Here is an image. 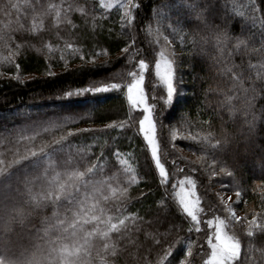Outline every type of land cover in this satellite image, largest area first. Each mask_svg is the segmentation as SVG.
I'll return each instance as SVG.
<instances>
[{
    "label": "trees",
    "instance_id": "trees-1",
    "mask_svg": "<svg viewBox=\"0 0 264 264\" xmlns=\"http://www.w3.org/2000/svg\"><path fill=\"white\" fill-rule=\"evenodd\" d=\"M31 2L0 0V34L7 32L11 36L6 41L7 48L0 43V144L22 155L25 146L39 147L71 130L68 143L74 146L73 150L84 148L87 151L84 166L99 162L105 165V175L125 173L128 167L136 174L135 184L126 182L132 173L123 177L122 186L128 188V199L121 214L135 217L132 223L139 225L141 231L134 235L141 247L137 250L134 245L129 246L116 264H179L185 256L191 264H204L210 251L207 239L212 232L207 220L215 216L228 217L217 196L219 188L241 191L238 206L241 217L250 219L253 214L264 211V122H257L249 151L220 155L216 165L211 163L210 153L202 154L198 150L196 142L179 138L180 133L184 136L217 134L222 128L237 132L243 125L242 113L230 114L219 106L225 94L231 93L227 78L217 73L211 59L216 55L215 49L206 46L203 55L190 52L192 40L196 39L193 29L198 30L199 22L182 8L181 0H133L137 7L132 9L131 24L121 19L120 5L127 0H67L72 5L70 12L63 10L65 0H42L45 4L63 6L59 23L55 12H50L43 18V26L32 31L33 23L40 21L34 20L30 12L23 18L25 7ZM13 3L25 7L17 12L10 7ZM6 7L11 13L7 16ZM225 8L231 17L230 34H239L242 27L255 31L261 27L260 21H264V0H227ZM251 8L256 9L258 17L255 27L249 19ZM215 22L220 23V20ZM169 25L175 27V34ZM159 33L167 35L171 41L176 89L171 103L164 102L167 90L154 71L157 53L164 43ZM158 37L159 43H156ZM69 44L72 48H68ZM125 48L127 53L123 52ZM8 51L17 53L12 63L3 60ZM140 59L148 64L145 92L154 106L161 161L168 173L163 185L138 131L140 114L130 110L125 96L126 83L131 80L127 74L138 70ZM233 61L240 64L241 55H234ZM244 62L257 63V59L246 56ZM49 72L54 74L49 75ZM121 75L124 80L120 79ZM110 83H121L122 87L110 93L64 96L65 92ZM261 105L264 98L258 99L257 109ZM185 118L189 123H183ZM113 121L123 122L125 128L105 129L104 126ZM36 124L48 127L49 131L45 133L36 128L40 135L34 141L21 142L17 148L15 141L21 135H32ZM173 128L178 134L176 141L171 139ZM76 129L96 131L77 133ZM8 139L13 143H7ZM4 151L5 148L0 147V153ZM198 157L202 159L198 161ZM13 158L12 154L7 156L9 160ZM221 167L226 169L224 173L220 172ZM213 171L217 172L216 176H212ZM184 176L195 179L202 197L204 212L198 225L183 213L175 196L178 181ZM116 207L106 205L107 214L115 216ZM229 229L241 240V260L250 245L254 249L264 247L259 234L254 232L253 237H247L239 222L230 221ZM23 242L27 243L26 237Z\"/></svg>",
    "mask_w": 264,
    "mask_h": 264
},
{
    "label": "snow or ice",
    "instance_id": "snow-or-ice-1",
    "mask_svg": "<svg viewBox=\"0 0 264 264\" xmlns=\"http://www.w3.org/2000/svg\"><path fill=\"white\" fill-rule=\"evenodd\" d=\"M226 3L227 0H181L182 8L187 10L188 15H194L199 22L198 30L193 29L196 39L192 40L190 52L203 55L206 46L213 47L216 55L211 59L217 67V73L227 78L231 94H225V99L219 102V106L227 109L230 114L243 115V125L237 132L222 128L217 134H179L180 139L196 142L202 154L210 153L213 165L217 164V157L220 155L249 151L254 143L257 122H264V105L259 109L256 107L258 99L264 98V21H260L261 27L255 31L242 27L239 34H230L228 25L231 17L227 14ZM65 4L66 7H63L54 3L45 4L42 0H32L26 7L15 3L10 7L17 12L20 7H25L24 19L29 12L32 13L34 20L40 21L39 24L33 23L32 31H35L37 27L43 26V18L50 12H55V20L59 23L61 8L65 12L72 10V5L67 0ZM120 6L123 10L121 19L131 24L132 9L137 5L133 0H127ZM250 11L249 19L255 27L258 22L256 9L251 8ZM4 13L6 16L11 14L7 7ZM216 20H220V23H216ZM169 27L173 28L175 34V27ZM159 35L163 36L164 43L155 59V76L166 86L167 98L164 102L171 103L176 91L173 85V60L166 54V49L171 47V41L167 35ZM10 39L7 32L0 34V43H4L6 48V41ZM155 42L159 43V37ZM68 48H72V45L69 44ZM127 51V48L123 50L124 53ZM236 54L241 55L240 64L233 61ZM16 55V52L8 51L3 60L12 63ZM246 56L249 59L256 58L257 63L246 64ZM104 66L106 65H100ZM147 68L145 60L140 59L138 70L128 72L131 80L126 83V95L131 106L143 110V116L139 120V133L148 146L151 160L163 185L168 173L158 152L154 106L147 102L143 87ZM120 79L124 80V76L121 75ZM121 87V83L101 84L65 92L64 96L71 98L84 94L110 93ZM183 123L189 121L185 118ZM56 127L62 128L63 125ZM104 127L123 129L125 124L113 121ZM36 128L45 133L49 131L48 127L36 124L32 128V135H21L15 141V146L18 148L21 142L34 141L40 135ZM82 131L96 129H76L77 133ZM71 135L69 130L67 135L52 138L39 147L25 146L22 155L18 151L13 153L12 149L0 144V147L5 148L0 153L4 157L0 159V264H116L129 246L134 245L137 250L140 249L134 235L141 231L140 226L132 223L135 217L121 214L128 199V188L122 186L125 182L123 177L132 173L126 182L135 184L136 174L128 167L125 173L105 175V165L99 162L84 166L87 151L84 148L73 150L74 146L68 143ZM177 138V130L173 128L171 139L176 141ZM7 143L12 144L13 140L8 139ZM9 154L14 158L7 159ZM200 159L202 157H198V161ZM121 163L126 164L127 161ZM225 171L224 167L220 168L221 173ZM216 175L217 172L213 171L212 176ZM179 184L180 189L176 195L180 207L198 225L199 214L203 209L196 193V182L191 176H185ZM185 184L188 185L187 188ZM236 197L239 201L241 191L236 192ZM109 204L117 206L115 216L107 214L105 206ZM224 205L228 219L216 216L214 220H207L210 228L214 225V232L208 235L207 243L211 253L204 264H264V247L254 249L250 245L241 260V240L225 231L230 221H237L244 226L247 237H253L255 232L264 242V211L253 214L249 219L236 215L227 201H224ZM25 237L27 243L23 242ZM188 251L191 254V244ZM143 259L147 260L146 254ZM179 264L191 262L185 256Z\"/></svg>",
    "mask_w": 264,
    "mask_h": 264
},
{
    "label": "rangeland",
    "instance_id": "rangeland-1",
    "mask_svg": "<svg viewBox=\"0 0 264 264\" xmlns=\"http://www.w3.org/2000/svg\"><path fill=\"white\" fill-rule=\"evenodd\" d=\"M166 54L169 56V58L171 59V51H170V48H168V49H166ZM154 71H155V65H154ZM158 80H159V78H158ZM130 82V81H129ZM159 82L162 84V85H164L160 80H159ZM165 86V85H164ZM143 87H144V89H145V86H144V84H143ZM165 88H166V86H165ZM126 89H125V96H126V99H127V95H126ZM145 94H146V92H145ZM147 96V95H146ZM127 102H128V105H129V108H130V110L131 111H138L139 112V114H140V117H139V120L142 118V116H143V110L141 109V108H136V107H133V106H131V104L129 103V101H128V99H127ZM147 102L149 103V101H148V99H147ZM151 104V103H150ZM153 118H154V120H155V116H154V113H153ZM156 121V120H155ZM157 126V125H156ZM138 131H139V122H138ZM142 136V135H141ZM146 143V142H145ZM157 144H158V152H159V154H160V143H159V136H158V129H157ZM147 145V144H146ZM148 147V146H147ZM149 150V149H148ZM150 152V151H149ZM150 155H151V153H150ZM162 162V161H161ZM185 177V176H184ZM184 177H181L180 179H179V181L181 180V179H183ZM193 180L195 181V179L193 178ZM179 181H178V184H177V186H176V190H175V196H176V198H177V201H178V203H179V200H178V197H177V195H176V193L177 192H179V189H180V184H179ZM196 182V181H195ZM188 187V185L187 184H185V188H187ZM196 193H197V196L200 198V200H201V195H200V193H199V191H198V188H197V185H196ZM217 196H218V199H219V201H220V204L222 205V207L224 208V210H226V208H225V205H224V201H227V203L229 204V205H231V207H232V210L235 212V214L236 215H238V216H240V214H241V212H240V209H239V204H240V201H241V197H240V199H239V201H237V197H236V192L235 191H230L229 189H225L224 187H222V188H219L218 190H217ZM180 205V204H179ZM200 207L203 209V212H204V207H203V205H202V202H201V204H200ZM203 212H201L200 214H199V221H200V219H201V214H203ZM226 212H227V210H226ZM228 213V212H227ZM216 217V216H215ZM214 217V218H215ZM220 218H222V219H228V217L226 216V217H224V216H219ZM214 218H212L213 220H214ZM171 228V227H170ZM210 228V227H209ZM211 229H212V232H214V225H213V227H211ZM225 231L229 234V235H233L232 234V232L230 231V229H229V225H228V227L227 228H225ZM210 253H211V249H210V251H209V255H210ZM206 260H207V258H206ZM205 260V261H206Z\"/></svg>",
    "mask_w": 264,
    "mask_h": 264
}]
</instances>
